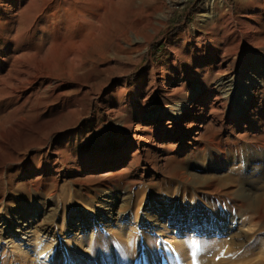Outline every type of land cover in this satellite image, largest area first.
<instances>
[{
	"label": "rangeland",
	"instance_id": "374dc122",
	"mask_svg": "<svg viewBox=\"0 0 264 264\" xmlns=\"http://www.w3.org/2000/svg\"><path fill=\"white\" fill-rule=\"evenodd\" d=\"M224 1L238 20L246 22L244 27H250V15H258L260 28L257 36L246 28L241 37L234 33L244 45L231 57L213 55L214 45L207 40L201 64L198 54L189 49L188 35L197 39L210 25L212 0H116L115 23L102 43L88 52L98 58L113 48L117 55L83 67V88L71 83L69 107L58 102L22 122L17 117L43 102V96L34 95L27 102L0 100V264H174L169 257H178L179 244L204 237L205 231L213 239H229L239 224L251 229L253 216L261 218L257 227L264 232V205L243 200L240 188L243 164L252 157L255 179L244 185L264 194V175L259 176L264 151L256 149L264 143V0ZM55 6L54 0L43 14L53 13L52 22L57 24L65 19V8H51ZM20 10L16 7L13 13ZM25 16L16 23L0 16V59L7 58L0 61V77L11 69L12 37L22 30ZM116 35L123 40L115 42ZM21 53L16 52V57ZM221 61L225 63L219 67ZM223 81L226 87L203 102L204 118L190 131L202 133L197 137L202 146L206 144L205 150L198 146V138L173 148L170 139L151 133L145 113L154 116L153 127L172 118L180 122L176 112L180 105L196 101L200 87V94L206 96L208 85ZM254 86L259 88L260 101L251 104L246 93ZM216 94L223 97L217 103L225 105L214 109ZM245 115L249 118L244 122ZM222 145L225 158L215 164L216 172L208 174L217 173L224 182L181 179L180 172L207 173L210 154H217ZM205 155L210 157L204 159ZM123 195L128 196V206L120 199ZM165 201L201 214L179 232L173 226L169 235L162 231L164 226L156 232L147 205ZM122 211L123 219L117 215ZM230 219H236L237 226L223 229ZM129 240L134 241L131 246ZM158 240L171 248L163 250ZM250 241L244 240L243 249ZM213 244L199 249H214ZM49 247L51 252L43 259L41 253Z\"/></svg>",
	"mask_w": 264,
	"mask_h": 264
},
{
	"label": "bare ground",
	"instance_id": "6f19581e",
	"mask_svg": "<svg viewBox=\"0 0 264 264\" xmlns=\"http://www.w3.org/2000/svg\"><path fill=\"white\" fill-rule=\"evenodd\" d=\"M53 1L54 0H0V16H5L10 23L18 22L20 16L23 14L27 17L26 21L23 23L20 22L22 30L12 37V39L15 40L14 47L10 50L12 51V54L10 53L8 56L12 60V64L11 69L8 70L6 68L8 70L6 75L0 77V100H5V102L9 101V103H11L14 100L19 101L22 98L27 102L30 98L35 97L34 95H41L44 98L43 102H38L36 104L32 103L33 105L29 110L24 114L22 113V116L17 117L18 121H26L27 118L33 115V113L38 114L42 108L50 107L51 105L58 104V102H61V105L66 104L69 107L70 98L73 96V93L69 91V88H71L72 85L71 83L73 82V86L77 85L80 90L83 88L84 80H81L82 76L80 73L83 67L88 63L95 65L101 57L108 59L107 56L117 55L113 48H109L107 51L97 55L99 56L98 58L88 52L93 45H97L99 42L102 43L103 37L109 32L112 24L115 23L117 19L115 16L117 12L116 0H55L56 6L51 7L52 9L57 7L60 8L61 6H64L65 8V19H62L63 21L58 22L57 24L52 22L53 13L43 14L50 8L49 6ZM42 3L43 6L41 7ZM16 7H21V10L17 13H13V9ZM211 8L212 10H210L208 15V18L211 19V21L210 25L206 27V30L201 33L197 39L196 37L190 36V34L188 35L189 40H192L189 49L192 54H198L197 58L201 64L205 59V57H203L204 52L208 50L207 48L204 49L202 46L205 44L203 43L204 41L208 40L213 43V55L216 56L220 54L223 59L224 57H231L243 48L244 43L242 39L238 40L234 38V33H240L243 36V30L245 28L246 32H250L249 34L253 36H257V33L260 32V28L256 25L258 18V15L256 14L248 17V20H250L247 23H250L248 24L250 27H244L243 25L246 22L243 24L241 19H239V21L237 17L230 12L224 0H212ZM236 19L237 25L235 24L236 26L234 25L235 27H233L231 23ZM127 30L133 31L130 27H127ZM136 35L137 32L135 33V36ZM121 36L122 35H116L113 40L115 42H121L123 40ZM21 38L24 40L23 43H21ZM18 51H21L22 53L16 57L15 54ZM106 53L108 54L106 55ZM0 61L7 62V58L0 59ZM54 61L58 62L56 67H53V63L55 66ZM227 62L231 64L233 61ZM224 63L221 61L218 66L221 67ZM19 64L20 67H18ZM230 80V76L225 78V81L228 83ZM225 87L226 84L224 81L214 87L210 84L208 85L207 90L203 91L208 94L206 96L200 94L202 93V88L200 87L196 92V101L192 102L190 105H180V107H178L176 112L180 118V122H177L172 118V121L168 120L164 123L160 122L153 127L152 121L154 116L145 113L144 115L148 116L146 118V121H148L147 125H149L148 128H150L151 133L157 135L162 134L164 139H170L172 141L170 145L173 148H182L184 145L191 144L192 140L198 138L197 135L202 136L201 132H195L192 134L190 131L193 125L200 123L202 118H204L203 116L206 113V107L203 102L211 98V95H213L214 92H218L216 90ZM258 92L259 88L254 86L250 92L246 93V96L251 100V104L260 101ZM45 93L47 94L45 95ZM221 94L223 93L221 92ZM221 98L223 97H221L220 94L213 98L214 101L212 102L211 107L215 109L217 104H219L217 102H221ZM176 105L173 107H176ZM224 105V103L219 104L221 107ZM238 112L239 111H237V114ZM248 118L249 116L247 115L242 116L244 122L247 121ZM182 120L184 121V124ZM237 122H239V120H237ZM10 130H13V128ZM200 138L197 139L199 142H197L198 146L205 150L206 144L202 146ZM1 140L2 139H0V145L2 146L3 143L1 144ZM256 149L260 153H263L264 143L257 146ZM217 150V154L215 152H212L211 154L209 153L212 155V160H210V166L208 165L209 171H207V173L202 175L199 173H190V175H186L184 172L179 171L181 179H186L187 182H191L192 179H194L193 182L198 184L210 183L215 180L224 182V178L222 179L217 173L215 175L208 174L209 172H216V170H214L215 164L220 165L221 159L225 158V147L223 145L218 146ZM203 157L206 159L210 156L205 155ZM255 163L256 161L254 158L248 157L247 162L243 164V187L240 188H243V200L251 203L254 202L255 205H264V194L256 191L252 192L246 188L248 186L244 185V183L250 182L251 178L255 179V175L253 174V169L256 167ZM260 167L261 170L263 169L262 173L259 174V176L261 175V178L264 175V164ZM116 198L114 199L113 204L117 202L119 196L117 199ZM127 198L128 196L125 195L122 197L120 196V199L123 200L122 202L125 206L129 205V202L126 201ZM105 207L109 208L110 205ZM147 207H150L151 209L149 217L154 223L151 225V229L159 232L161 231L159 228L164 226L162 231H164V234L166 235H169L170 232H174V229L176 232H179L182 228L188 227L189 224H191L193 220H196L198 215L201 214V211L191 210L187 205L184 206L183 204V206H178L174 202L168 203L167 201L154 204L150 202ZM117 215L121 216L120 218L123 216L125 217L123 211L117 213ZM224 219L227 220L228 217ZM260 219L261 218L258 217L253 218V216L252 218H249L250 223H253L249 230L245 228L243 229L239 224L238 228H236L238 229L236 235L233 236V234L232 238L230 237L229 239H213L212 237L214 236H208L207 234L209 232L205 231L203 233L204 237L197 239L199 246L214 243L217 247L214 249H199L195 257L193 256V250L187 247L189 246V241L191 239L185 242L182 241L179 244L181 250L179 251V248V253L175 252L176 254L178 253V257L173 258L170 256L169 258L171 260H168H170L171 263L174 262V264H264V232L257 227L260 223ZM229 221L230 224L228 225L223 221V226H226V228L223 229L228 230L235 228V225L237 226L236 219H230ZM172 226L174 227L173 230L170 229ZM215 235L220 236V232L215 233ZM247 238H251L248 245L249 247L245 246L246 248L243 249L242 246H244V240ZM183 245H186L187 248Z\"/></svg>",
	"mask_w": 264,
	"mask_h": 264
},
{
	"label": "snow or ice",
	"instance_id": "6c2138e0",
	"mask_svg": "<svg viewBox=\"0 0 264 264\" xmlns=\"http://www.w3.org/2000/svg\"><path fill=\"white\" fill-rule=\"evenodd\" d=\"M130 243H134V241H130ZM158 245H162L163 246V250H168L171 248V246L167 243V241H157ZM42 247V244H41ZM189 247L193 250V256L195 257L196 253L199 251V243L198 241L193 238L192 240L189 241ZM51 251L49 252H43L41 253V257L43 259H47V256L50 254Z\"/></svg>",
	"mask_w": 264,
	"mask_h": 264
},
{
	"label": "clouds",
	"instance_id": "9594fccd",
	"mask_svg": "<svg viewBox=\"0 0 264 264\" xmlns=\"http://www.w3.org/2000/svg\"><path fill=\"white\" fill-rule=\"evenodd\" d=\"M130 241H132V240H129V245L131 246L133 243H130ZM37 243H38V245H41L42 241H37ZM49 251H51L50 247L47 249V252H49Z\"/></svg>",
	"mask_w": 264,
	"mask_h": 264
}]
</instances>
